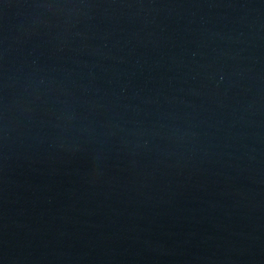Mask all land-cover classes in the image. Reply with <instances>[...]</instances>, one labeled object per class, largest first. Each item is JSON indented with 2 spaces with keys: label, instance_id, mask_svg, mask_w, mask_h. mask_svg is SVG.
<instances>
[{
  "label": "water",
  "instance_id": "1",
  "mask_svg": "<svg viewBox=\"0 0 264 264\" xmlns=\"http://www.w3.org/2000/svg\"><path fill=\"white\" fill-rule=\"evenodd\" d=\"M0 264H264V0H0Z\"/></svg>",
  "mask_w": 264,
  "mask_h": 264
}]
</instances>
